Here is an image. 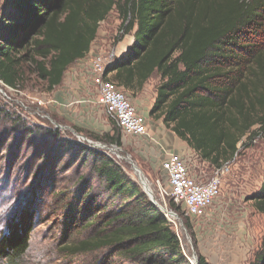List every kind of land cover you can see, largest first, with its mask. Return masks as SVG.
Returning a JSON list of instances; mask_svg holds the SVG:
<instances>
[{"label":"trees","instance_id":"16d2710c","mask_svg":"<svg viewBox=\"0 0 264 264\" xmlns=\"http://www.w3.org/2000/svg\"><path fill=\"white\" fill-rule=\"evenodd\" d=\"M112 10L120 19L114 41L132 33L133 43L106 66L104 77L111 73V80L135 92L157 74L150 115L161 117L202 160L220 166L236 155L243 138L264 134V0H2L0 81L19 87L28 67L52 90L85 57ZM251 35L258 37L250 41ZM112 123L114 134L104 139L120 146L121 130ZM86 150L91 172L115 208L86 191L55 193L66 222L58 249L66 264L104 251L103 257L116 259L104 264L139 257L145 264H182L172 224L112 158ZM252 197L264 211V176ZM170 208L178 207L172 202ZM29 231L25 225L2 234L0 257L18 260ZM197 264L206 262L199 257ZM250 264H264V237Z\"/></svg>","mask_w":264,"mask_h":264},{"label":"rangeland","instance_id":"374dc122","mask_svg":"<svg viewBox=\"0 0 264 264\" xmlns=\"http://www.w3.org/2000/svg\"><path fill=\"white\" fill-rule=\"evenodd\" d=\"M119 24L117 13L112 10L100 22L85 57L74 61L61 83L50 91L28 67L17 88L0 81V236L23 229L25 225L30 227L26 252L14 261L0 257V264H66L67 260L58 250L67 230L57 192L86 191L91 196H99L95 202L103 201L115 208L91 172L92 157L86 149L112 158L151 202L130 160L137 166L146 178L153 201L166 210L155 206L180 238L185 256L182 264H197L199 257L206 264H250L261 249L264 237V211L256 209L252 197L260 190L264 176V134L251 140L243 138L236 155L220 166L202 160L198 153L192 157L190 167L204 176L211 177L218 168H224V172L219 195L206 213L187 216L181 204L160 194V188H167V181L160 168L162 151L152 133L136 136L121 132L120 146L104 139L106 134H114L113 123L98 102L99 86L92 60L99 56L109 64L131 46L132 33L114 41ZM257 37L251 35L248 40ZM110 74L104 78L110 79ZM160 82L154 74L143 89L127 94L142 102L152 93L155 98ZM148 115L146 126L151 122L158 134L162 118L157 114ZM172 202L177 209L170 208ZM168 211L176 214V218ZM82 235V230L75 233V237ZM104 253L79 256L74 264H104L116 260L103 257ZM146 260L139 257L122 262L145 264Z\"/></svg>","mask_w":264,"mask_h":264},{"label":"built area","instance_id":"2783aa9c","mask_svg":"<svg viewBox=\"0 0 264 264\" xmlns=\"http://www.w3.org/2000/svg\"><path fill=\"white\" fill-rule=\"evenodd\" d=\"M106 64L101 57L92 60L95 81L99 86L98 102L124 134H147L146 119L138 113L126 90L115 81L104 78ZM167 188H160L162 196H169L181 204L187 216H202L219 195L224 168H218L208 181H200L189 172L188 162L178 153L167 152L161 161Z\"/></svg>","mask_w":264,"mask_h":264},{"label":"crops","instance_id":"0c3cea01","mask_svg":"<svg viewBox=\"0 0 264 264\" xmlns=\"http://www.w3.org/2000/svg\"><path fill=\"white\" fill-rule=\"evenodd\" d=\"M143 88L144 86L142 87V89ZM126 92L131 93V91L129 90H126ZM153 94L154 93L150 94L149 97L143 102L137 98H133V99L130 98L137 112L142 114L145 117V119L146 117L149 116L148 114H149L150 108L152 107L153 102H154ZM160 124L162 126L160 127V129L157 130L158 134H156V132L154 131L153 129L154 126L151 122H148L149 128L147 126L146 127H147V134L152 133V135L157 140L156 142L159 145L160 150L162 151L161 161L167 152H175V153L180 154L188 162V165H189L190 161L192 160V157H194V155H196L197 152L194 149H192L184 140L176 136V134L172 130H170L169 128L166 129V127L164 126L162 122V119L160 120ZM160 168H161V162H160ZM161 171L164 174L162 168H161ZM189 172L193 177H195L197 180H200V181H208L210 178V177L202 175L200 172L194 171L192 167H190V165H189Z\"/></svg>","mask_w":264,"mask_h":264},{"label":"water","instance_id":"95a60500","mask_svg":"<svg viewBox=\"0 0 264 264\" xmlns=\"http://www.w3.org/2000/svg\"><path fill=\"white\" fill-rule=\"evenodd\" d=\"M96 146H97V145H96ZM129 160H130V159H129ZM130 162H131V165H132L133 170H134L136 173H138L139 181H140V183L142 184V187H143L144 191L146 192V194L150 197L151 202H152L154 205H157L160 209L166 210L165 207L160 206V205H158L156 202L153 201V199H152V192H151V190H150V188H149V186H148V183H147V181H146V178H145L144 175L140 172V170L137 168V166H136L134 163H132L131 160H130ZM141 180H142V181H141ZM168 214H170L171 216H173V215L176 216V214H174L172 211H168Z\"/></svg>","mask_w":264,"mask_h":264},{"label":"bare ground","instance_id":"6f19581e","mask_svg":"<svg viewBox=\"0 0 264 264\" xmlns=\"http://www.w3.org/2000/svg\"><path fill=\"white\" fill-rule=\"evenodd\" d=\"M135 173H136V172H135ZM136 175L138 176V173H136ZM138 178H139V177H138ZM141 181H142V180H141ZM172 217H173V218H176V216H175V215H173Z\"/></svg>","mask_w":264,"mask_h":264}]
</instances>
